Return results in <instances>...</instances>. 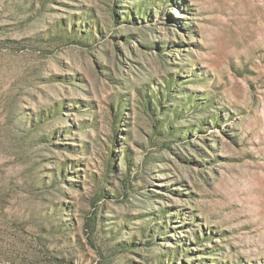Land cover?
I'll return each mask as SVG.
<instances>
[{"label":"rangeland","instance_id":"374dc122","mask_svg":"<svg viewBox=\"0 0 264 264\" xmlns=\"http://www.w3.org/2000/svg\"><path fill=\"white\" fill-rule=\"evenodd\" d=\"M0 264H264V0H0Z\"/></svg>","mask_w":264,"mask_h":264}]
</instances>
